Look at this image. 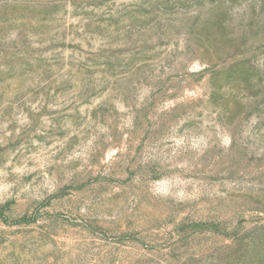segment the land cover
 Instances as JSON below:
<instances>
[{
    "label": "rangeland",
    "instance_id": "rangeland-1",
    "mask_svg": "<svg viewBox=\"0 0 264 264\" xmlns=\"http://www.w3.org/2000/svg\"><path fill=\"white\" fill-rule=\"evenodd\" d=\"M0 264H264V0H0Z\"/></svg>",
    "mask_w": 264,
    "mask_h": 264
}]
</instances>
